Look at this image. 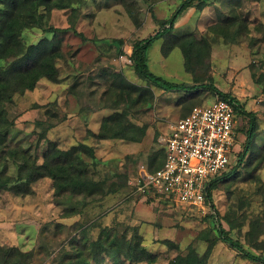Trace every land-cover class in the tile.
<instances>
[{
	"label": "rangeland",
	"instance_id": "rangeland-1",
	"mask_svg": "<svg viewBox=\"0 0 264 264\" xmlns=\"http://www.w3.org/2000/svg\"><path fill=\"white\" fill-rule=\"evenodd\" d=\"M181 1L82 0L75 22L82 37L64 31L70 27L68 10H53L46 17L48 24L58 29L56 33H43L36 28L24 33L27 43H37L44 37L59 43V76L55 82L42 78L33 90L14 97L9 107L14 125L5 147L37 154L41 163L48 142L62 150L79 143L88 145L95 155L94 161L82 156L89 175L95 181L106 180L104 191L109 192L58 197L49 178L32 183L26 195L0 191L1 246L31 252V264H52L61 250L70 249L69 240L79 238L81 230L89 229L90 239L94 240L105 229L128 240H140L146 251L157 256L159 264H167L177 255L199 258L214 240L207 264H255L217 240L216 222L225 230L227 215L238 222L243 214L249 220L258 217L264 222V167L251 174L242 170L236 177L217 183L212 200L218 215H203L171 202H147L130 195L128 182L140 169L148 170L150 157L161 146L160 137L168 124L185 117L193 107L208 105L218 98L199 85H213L253 113L254 144L264 145V92L251 77L264 72V0H242L241 7L235 10L227 0H207L206 13L198 7L189 10L177 22L175 37L194 35L201 41L208 26L231 12L247 24L245 33L232 29L239 34L235 42L212 41L209 36L207 57L206 46L198 43L194 57L201 55L202 62L196 64L194 58L191 72L185 69L177 41L169 37L158 39L147 50L153 74L171 82L199 86L194 93H164L135 74L129 61L132 43L160 30V23L170 18ZM131 86H138L142 90L139 94H144L137 102V93L128 88ZM114 111L127 113L130 123L145 130L140 142L98 140L93 136L99 132L103 118ZM248 121L236 113L234 153L242 149ZM13 173L14 168L10 167L9 174ZM71 209L75 215H65ZM247 230L248 221L240 234H232L264 259V235L259 239L262 249L257 250L245 240Z\"/></svg>",
	"mask_w": 264,
	"mask_h": 264
},
{
	"label": "trees",
	"instance_id": "trees-1",
	"mask_svg": "<svg viewBox=\"0 0 264 264\" xmlns=\"http://www.w3.org/2000/svg\"><path fill=\"white\" fill-rule=\"evenodd\" d=\"M241 1L227 0L226 2H229L232 9L235 10L241 7ZM198 2H202L201 5H197ZM206 2L207 0H182L170 18L160 23V30L132 43L129 59L135 74L149 86L164 91L186 93H194L200 86L202 89L213 91L218 96L217 99H224L232 103L237 114L249 119L242 149L237 153L232 151L230 168L215 177L207 188V202L211 203L214 214L218 215L212 200V191L217 183L236 177L242 170L251 174V172L264 167V145L254 144L255 115L246 111L237 100L217 90L213 85H186L171 82L153 74L149 69L146 55L147 50L156 40L169 37V39L177 41L176 46L180 48L184 56L185 69L187 72H191L194 58L197 59L196 64L200 60V63L202 62L201 55L197 58L194 57L198 43L206 46L205 57H207L211 46L209 36L212 41L219 39L222 42H235V38L239 34L247 32L246 22H240L238 15L231 12L225 17L221 15L215 24L208 26L206 35L202 37L201 41H198L194 35L175 37L173 31L178 17L188 8L198 7L202 10ZM82 4V0H0V191H7L14 195H26L32 183L41 178H49L53 182L54 192L58 197L65 194L92 196L97 191H102V194L109 192L104 191L106 180L95 181L93 176L89 175L88 167L82 156L86 155L94 161L95 155L94 149L88 145L79 143L67 150H62L48 142L49 144L42 153L43 161L41 163L38 162L37 154L32 155L25 150L5 147L9 139V132L14 125L9 111L14 97L27 90H33L36 83L42 78L55 82L59 76L56 65V60L60 57L59 43L54 38L48 37L42 38L37 43H27L23 38L24 33L34 28L43 33H56L58 29L49 25L46 17L53 10H68L71 15L70 27L64 31L70 30L74 35L82 37L75 28ZM131 17L136 22L134 15L131 14ZM233 28L238 29L239 34L235 33ZM251 77L253 82L261 86L264 92V72L258 76L253 73ZM128 88L133 89L132 93H137L134 99L136 102L144 95L143 92L139 94L142 90L138 86ZM144 135V129L128 121L127 113H118V111L104 117L99 132L93 134L98 140L121 139L130 142H140ZM165 155L164 148L159 146V149L150 157L148 171L154 172L161 168ZM10 167L14 168V173L11 175L9 174ZM73 211V209L65 211V215H75ZM224 218L228 230H225L217 221V240L236 251L243 259L255 264H264V259L260 255H256L246 248V244H243L239 238H235L232 234L234 231L240 234L244 223L248 221L245 240L251 247L253 246L252 248L261 250L262 242L259 239L264 235L262 219L257 217L249 220L246 214L238 218L239 222L233 221L230 215ZM88 231L89 229H83L79 233V238L70 239L67 244L70 249L61 250L52 264H159L157 256L146 251L141 245V241L136 238L128 240L124 235L119 236L109 230L101 229L98 237L91 240ZM215 244V240L211 241L205 253L199 258L177 255L167 264H207ZM32 256L31 252H23L17 247L0 245V264H31Z\"/></svg>",
	"mask_w": 264,
	"mask_h": 264
},
{
	"label": "built area",
	"instance_id": "built-area-1",
	"mask_svg": "<svg viewBox=\"0 0 264 264\" xmlns=\"http://www.w3.org/2000/svg\"><path fill=\"white\" fill-rule=\"evenodd\" d=\"M235 124L234 106L224 99L194 107L170 123L160 137L166 152L162 167L154 172L140 169L128 182L131 195L150 202H171L203 215L213 213L207 188L230 168Z\"/></svg>",
	"mask_w": 264,
	"mask_h": 264
},
{
	"label": "crops",
	"instance_id": "crops-1",
	"mask_svg": "<svg viewBox=\"0 0 264 264\" xmlns=\"http://www.w3.org/2000/svg\"><path fill=\"white\" fill-rule=\"evenodd\" d=\"M192 8H194V7H192ZM192 8H188L187 10H185L179 17H178V19L176 20V22H175V26H176V24H177V22L178 21H180L184 16H185V14L187 13V12H189V10H191ZM206 11V6H204L203 8H202V10H201V12H205ZM207 12V11H206ZM205 12V13H206ZM215 14H216V12H215ZM216 18V17H215ZM175 26H174V28H175ZM131 50H132V48H131ZM131 54V53H130ZM148 66H149V64H148ZM163 78V77H162ZM165 79V78H164ZM167 80V79H166ZM169 81V80H168ZM176 83H179V82H176ZM153 87V86H152ZM153 88H155V89H157V90H160V91H162V92H164V93H170V94H176V95H180V94H184V93H186V92H177V91H164V90H161V89H158V88H156V87H153ZM186 94H192V93H186ZM170 124V123H169ZM168 124V125H169Z\"/></svg>",
	"mask_w": 264,
	"mask_h": 264
}]
</instances>
